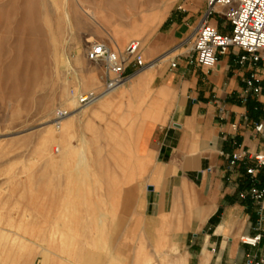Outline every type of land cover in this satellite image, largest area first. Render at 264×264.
Returning a JSON list of instances; mask_svg holds the SVG:
<instances>
[{"label":"rangeland","instance_id":"rangeland-1","mask_svg":"<svg viewBox=\"0 0 264 264\" xmlns=\"http://www.w3.org/2000/svg\"><path fill=\"white\" fill-rule=\"evenodd\" d=\"M200 2L0 0V264H155L128 238L125 189L140 166L127 128L75 95L102 89L93 44L139 40L143 52L182 18L191 30ZM60 111L79 113L63 137Z\"/></svg>","mask_w":264,"mask_h":264},{"label":"crops","instance_id":"crops-1","mask_svg":"<svg viewBox=\"0 0 264 264\" xmlns=\"http://www.w3.org/2000/svg\"><path fill=\"white\" fill-rule=\"evenodd\" d=\"M196 10L191 30L182 18L151 41L142 52L146 68L130 65L126 82L97 103L99 118L127 128L121 136L140 166L125 189L128 238L142 240L135 254L155 264H247L249 256L264 264V200L240 197L251 187L249 164L228 162L233 153L264 152V130L255 129L264 124V95H241L249 77L264 86V63L241 64L238 49L219 54L212 69L192 63L206 0ZM209 24L231 34L220 16ZM257 182L264 191V168ZM261 233L255 247L242 242Z\"/></svg>","mask_w":264,"mask_h":264},{"label":"built area","instance_id":"built-area-1","mask_svg":"<svg viewBox=\"0 0 264 264\" xmlns=\"http://www.w3.org/2000/svg\"><path fill=\"white\" fill-rule=\"evenodd\" d=\"M206 2V15L194 37L190 61L202 68L212 69L219 54L224 55L231 49H238L244 52L240 58L241 64L264 63V0H206ZM214 15L222 17L230 24L232 28L230 35L221 34L209 24L210 17ZM87 57L91 62L102 66L104 83L100 93L87 92L75 95L80 109L92 106L103 96L123 85L127 80L126 71L130 65H136L139 71L147 66L139 40L131 41L123 51L116 50L106 43H95L88 51ZM172 67L175 68L176 64H172ZM244 83L245 87L241 94L243 99H248L251 95H264V86L256 84L255 76L245 79ZM70 115L69 111H60L57 115L59 122L57 125ZM255 129L262 133L264 124L257 125ZM228 162L230 169L239 163L249 164L246 173L251 178V187L248 191L242 192L240 197L242 199L250 197L257 202L263 201L264 191L257 187V173L264 168V152L233 153L228 155ZM262 238L263 233L255 237H244L242 242L255 247ZM262 263L263 261H256L254 257H248L247 264Z\"/></svg>","mask_w":264,"mask_h":264},{"label":"bare ground","instance_id":"bare-ground-1","mask_svg":"<svg viewBox=\"0 0 264 264\" xmlns=\"http://www.w3.org/2000/svg\"><path fill=\"white\" fill-rule=\"evenodd\" d=\"M77 115H79V113H75V114H71L68 118H66L65 119V122L63 123L64 125L62 126V128H61V130H60V132H61V135H62V137L64 136V135H67L68 133H69V129H71V120L74 118V117H76ZM49 127H52V124L51 125H49ZM50 136H51V131H49L48 132V137L50 138ZM60 141V140H59ZM5 231H6V233L7 234H16V235H18V236H21L19 233H17V232H15V233H11L9 230H7V229H5ZM33 238H34V235L32 234L31 235ZM40 236V235H39ZM35 237H36V235H35ZM22 239H23V241L24 242H30V243H32V244H34V245H37V246H39V244H38V242H36V241H38L40 238L38 237V240H36L35 242L33 241V240H31V241H29L26 237H23L22 236ZM43 248V247H42ZM49 248L50 247H46L45 248V250H49ZM81 257V256H80ZM87 264V263H86Z\"/></svg>","mask_w":264,"mask_h":264},{"label":"trees","instance_id":"trees-1","mask_svg":"<svg viewBox=\"0 0 264 264\" xmlns=\"http://www.w3.org/2000/svg\"><path fill=\"white\" fill-rule=\"evenodd\" d=\"M258 183V182H257Z\"/></svg>","mask_w":264,"mask_h":264}]
</instances>
